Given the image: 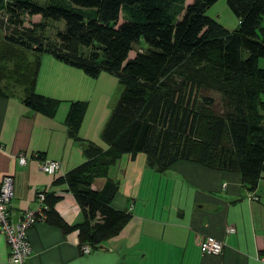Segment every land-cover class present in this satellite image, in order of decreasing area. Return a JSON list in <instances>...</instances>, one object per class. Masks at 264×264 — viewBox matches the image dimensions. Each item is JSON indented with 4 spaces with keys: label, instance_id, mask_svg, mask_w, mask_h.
<instances>
[{
    "label": "trees",
    "instance_id": "obj_1",
    "mask_svg": "<svg viewBox=\"0 0 264 264\" xmlns=\"http://www.w3.org/2000/svg\"><path fill=\"white\" fill-rule=\"evenodd\" d=\"M187 1L0 0V97L54 117L60 101L36 92L44 55L92 79L109 74L121 87L101 131L105 150L79 138L87 103H69L67 135L82 145L84 162L56 184L72 194L83 222L68 226L54 210L57 198L44 194L43 222L77 230L80 251L100 248L130 221L112 207L117 185L107 179L124 155L143 154L158 173L178 162L235 173L251 193L263 179L264 0H226L238 20L232 31L205 14L218 0ZM26 17L41 20L25 26ZM47 22L64 29L48 36ZM141 40L147 49L129 58ZM96 179H106L100 191Z\"/></svg>",
    "mask_w": 264,
    "mask_h": 264
},
{
    "label": "crops",
    "instance_id": "obj_2",
    "mask_svg": "<svg viewBox=\"0 0 264 264\" xmlns=\"http://www.w3.org/2000/svg\"><path fill=\"white\" fill-rule=\"evenodd\" d=\"M36 92L60 101L54 117L33 112L19 99L0 97V184L5 177L13 179L8 213L16 222L23 213L36 211V197L43 193L57 198L55 212L75 227L83 222L82 212L67 187L56 184L84 162L82 145L67 135L69 103H87L79 138L105 150L101 131L121 87L109 74L92 79L44 55ZM21 155L27 158L24 166L17 162ZM44 159L58 162L60 170L53 176L43 173ZM107 179L117 185L112 207L130 215L120 233L96 250L84 245L90 252L83 254L77 230L63 234L42 220L27 231L31 247L27 264H264V176L251 193L238 174L191 162H178L158 173L139 154L122 156L110 167ZM105 182L96 179L92 188L100 191ZM229 227L235 232L227 233ZM209 238L223 242L221 256L203 254ZM0 264H11L1 231Z\"/></svg>",
    "mask_w": 264,
    "mask_h": 264
},
{
    "label": "built area",
    "instance_id": "obj_3",
    "mask_svg": "<svg viewBox=\"0 0 264 264\" xmlns=\"http://www.w3.org/2000/svg\"><path fill=\"white\" fill-rule=\"evenodd\" d=\"M17 162L24 166L27 162L25 156H19ZM40 170L50 176L55 175L60 170V164L56 161L44 159L40 163ZM13 196V179L3 178L0 184V231L5 236L10 248L11 264H27L31 254V247L27 239V231L30 227L44 220V199L45 195L39 193L36 197L38 204L36 211H27L21 215L18 221L13 222L8 213V206ZM227 233H234L235 229L229 227ZM224 249L223 242L216 239H207L203 245V254L206 256L219 257ZM83 254L90 252L89 248L81 249Z\"/></svg>",
    "mask_w": 264,
    "mask_h": 264
},
{
    "label": "rangeland",
    "instance_id": "obj_4",
    "mask_svg": "<svg viewBox=\"0 0 264 264\" xmlns=\"http://www.w3.org/2000/svg\"><path fill=\"white\" fill-rule=\"evenodd\" d=\"M36 4L39 6H45L51 3L52 1L55 0H33ZM192 0H188L187 4L191 3ZM206 16L212 18L213 20L217 21L221 26H223L225 29L232 31L234 30L237 25H238V20L237 18L229 11L226 0H218L215 4L210 6L206 12ZM41 19L40 17H34V18H25V26H28L30 22H39ZM48 24V29L46 35L48 36H53V33H55V29H64V23L59 22V23H54V22H47ZM264 25V21H263ZM3 33L0 31V38H2ZM147 49V46L143 42V40L140 41V44H137L134 46L133 52H130L129 58H133L134 55L137 52L144 51ZM260 68L264 69V59H260L258 63ZM216 101L219 100V96L216 94H210Z\"/></svg>",
    "mask_w": 264,
    "mask_h": 264
}]
</instances>
